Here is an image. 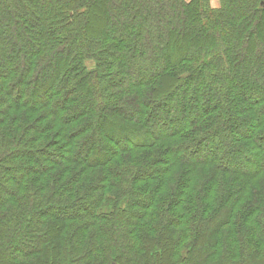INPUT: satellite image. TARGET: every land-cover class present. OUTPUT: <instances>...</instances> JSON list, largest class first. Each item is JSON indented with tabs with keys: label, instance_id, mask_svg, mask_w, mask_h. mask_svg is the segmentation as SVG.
<instances>
[{
	"label": "trees",
	"instance_id": "obj_1",
	"mask_svg": "<svg viewBox=\"0 0 264 264\" xmlns=\"http://www.w3.org/2000/svg\"><path fill=\"white\" fill-rule=\"evenodd\" d=\"M211 4L0 0L1 261L264 264V0Z\"/></svg>",
	"mask_w": 264,
	"mask_h": 264
},
{
	"label": "rangeland",
	"instance_id": "obj_2",
	"mask_svg": "<svg viewBox=\"0 0 264 264\" xmlns=\"http://www.w3.org/2000/svg\"><path fill=\"white\" fill-rule=\"evenodd\" d=\"M219 3H220V0H216V5H212L211 4V6L217 7L219 5ZM0 52H2V50H1V43H0ZM60 76L62 78L63 77H68V71H66L65 68H64L63 70H61V75ZM59 83H61V80L59 81ZM59 83L57 84V81H55V84H57V86L59 85ZM182 89H183V86L182 87L181 86H178L177 87L176 92H175L176 93V97H179L180 96V94L183 91ZM43 94H45V93H43ZM35 98L36 99H39L37 97H35ZM175 101H177V99H175ZM236 127H237V123L234 122V123H232V128H231L230 131H227L226 133H224V134L222 133V134L219 135L218 140H216V142L213 143L214 146H212V149L214 148V152H216L218 150L216 146L219 147V145L220 144H223V142H225V140H228L231 135H235V136L238 135V131H237ZM246 141L249 142V140H246ZM260 150H262V149H260ZM230 152L232 153L231 150H228V154H230ZM236 156L240 157V156H242V154L236 152ZM245 166H247L249 168L251 166V163H247V164H245ZM89 205H90L89 202L88 203L87 202H83L81 205L76 206V207L75 206L68 207V206H64V205H57V206H55V204H54V209L53 210H56V212H57L56 214H57L58 217H63L62 213H65V211L77 212L79 210H82V208L88 210L87 208H90ZM107 205H108L107 202H106V204L105 203H102V205L100 206V208L102 210H104L107 207ZM25 208L26 207L17 208V211H21V210H23ZM40 208L41 207H37V209H40ZM41 210H43V212H44V208H41ZM37 231H38L37 232L38 233L37 235H40V234L43 233V228H37ZM32 245L34 246V243L31 242V241H29L28 239H19V240L15 241L13 243V246L8 251H6L3 255H1V257H5V258L8 257L7 259H12L13 255L16 253V251H19L18 249L23 250L24 252H22V253H26V252H29L27 250L28 248H26V246L32 247ZM23 258H24V256L21 257L19 260L20 261H23ZM0 262L3 263L4 261H1L0 260ZM4 263H8V262H4ZM8 264H11V263H8ZM68 264H70V263H68Z\"/></svg>",
	"mask_w": 264,
	"mask_h": 264
},
{
	"label": "crops",
	"instance_id": "obj_3",
	"mask_svg": "<svg viewBox=\"0 0 264 264\" xmlns=\"http://www.w3.org/2000/svg\"><path fill=\"white\" fill-rule=\"evenodd\" d=\"M212 5H216V0H211Z\"/></svg>",
	"mask_w": 264,
	"mask_h": 264
}]
</instances>
